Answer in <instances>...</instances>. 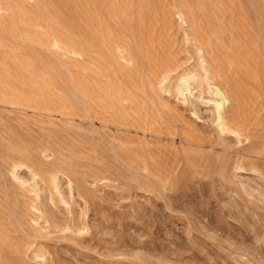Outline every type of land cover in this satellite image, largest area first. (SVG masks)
Masks as SVG:
<instances>
[{
	"label": "rangeland",
	"instance_id": "1",
	"mask_svg": "<svg viewBox=\"0 0 264 264\" xmlns=\"http://www.w3.org/2000/svg\"><path fill=\"white\" fill-rule=\"evenodd\" d=\"M88 1L38 0L15 50L0 32V264H264V32L221 127L206 83L178 93L199 67L171 6L220 75V0Z\"/></svg>",
	"mask_w": 264,
	"mask_h": 264
},
{
	"label": "bare ground",
	"instance_id": "2",
	"mask_svg": "<svg viewBox=\"0 0 264 264\" xmlns=\"http://www.w3.org/2000/svg\"><path fill=\"white\" fill-rule=\"evenodd\" d=\"M80 1L87 2V0ZM89 1L90 3L95 2L101 10L118 12L125 16L132 13L131 10L134 6V0H129L127 5L121 4V0ZM37 2L38 0H0V32L4 34L10 50L17 49L15 42L22 41L24 43L29 39L31 30L35 29L36 31V29L44 28L43 17L37 16L36 19H32V15L36 14L33 7ZM161 3L165 4L166 2L162 0ZM171 6L172 10H177L181 22L188 27L186 30H190L192 33V42L196 49L199 67L198 72L191 71L183 75L178 93L186 100L188 95L193 94V88L189 83L190 79H196L200 85L206 83L209 86L208 91L210 89L212 93V98L207 100L211 108L209 113L218 120L221 127H224L227 125L226 109L230 105L242 102L243 97L235 68L242 66L241 62L248 63L251 58H255L250 49L257 48L262 40L264 1L220 0V75L211 40L205 34L197 31L198 21L194 9L180 2H173ZM165 14L163 13V16ZM115 49L117 52L124 53V60L129 61L131 53L127 46L118 44ZM175 70L176 67L166 66L156 78L158 83H161L166 75Z\"/></svg>",
	"mask_w": 264,
	"mask_h": 264
}]
</instances>
